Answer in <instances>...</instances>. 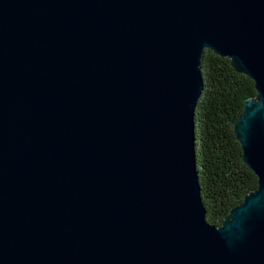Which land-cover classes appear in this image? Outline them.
I'll return each mask as SVG.
<instances>
[{"label": "water", "instance_id": "95a60500", "mask_svg": "<svg viewBox=\"0 0 264 264\" xmlns=\"http://www.w3.org/2000/svg\"><path fill=\"white\" fill-rule=\"evenodd\" d=\"M205 50L253 80L258 188L207 220ZM0 264H264V0H0Z\"/></svg>", "mask_w": 264, "mask_h": 264}, {"label": "trees", "instance_id": "16d2710c", "mask_svg": "<svg viewBox=\"0 0 264 264\" xmlns=\"http://www.w3.org/2000/svg\"><path fill=\"white\" fill-rule=\"evenodd\" d=\"M200 67L204 90L196 110L197 165L207 220L219 227L258 188L234 129L245 101L257 91L253 80L238 73L230 59L210 50H205Z\"/></svg>", "mask_w": 264, "mask_h": 264}]
</instances>
